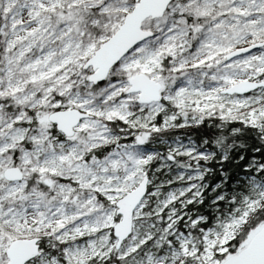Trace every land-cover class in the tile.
<instances>
[{
	"label": "snow or ice",
	"instance_id": "snow-or-ice-1",
	"mask_svg": "<svg viewBox=\"0 0 264 264\" xmlns=\"http://www.w3.org/2000/svg\"><path fill=\"white\" fill-rule=\"evenodd\" d=\"M0 264H264V0H0Z\"/></svg>",
	"mask_w": 264,
	"mask_h": 264
}]
</instances>
